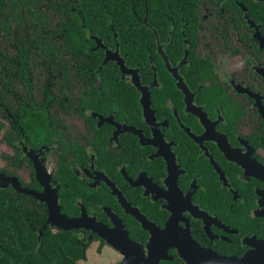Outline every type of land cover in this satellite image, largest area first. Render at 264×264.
Segmentation results:
<instances>
[{"label":"flooded vegetation","instance_id":"1","mask_svg":"<svg viewBox=\"0 0 264 264\" xmlns=\"http://www.w3.org/2000/svg\"><path fill=\"white\" fill-rule=\"evenodd\" d=\"M82 1L32 4L47 56L34 19L0 37V188L45 222L22 190L122 226L145 258L140 214L163 232L162 262L264 264V0H124L133 19L105 29ZM86 219L74 231L101 255Z\"/></svg>","mask_w":264,"mask_h":264},{"label":"trees","instance_id":"2","mask_svg":"<svg viewBox=\"0 0 264 264\" xmlns=\"http://www.w3.org/2000/svg\"><path fill=\"white\" fill-rule=\"evenodd\" d=\"M83 1L86 6L83 10L86 21L106 23L101 25L102 29L108 27V22L120 23L133 19L124 0H101L99 10L93 8L95 0ZM152 1L156 3L155 0ZM32 4L37 6L42 3L41 0H0V37L5 36L10 41L17 39L14 35L17 34V28L23 27L21 21L24 19L32 22L34 19L38 35L33 33L40 47L38 52L47 56L56 43L50 41L42 29L39 30V22L44 25L48 22L47 13L41 8L35 12ZM69 17L71 20L79 19L77 11L71 10ZM45 219L41 208L20 203L16 192L0 188V264H79L87 259L90 244L81 240L74 230H52L47 227L40 237ZM161 264L179 263L164 261Z\"/></svg>","mask_w":264,"mask_h":264},{"label":"water","instance_id":"3","mask_svg":"<svg viewBox=\"0 0 264 264\" xmlns=\"http://www.w3.org/2000/svg\"><path fill=\"white\" fill-rule=\"evenodd\" d=\"M2 187V184H1ZM14 188L20 190L18 184L14 183ZM27 194H31L37 199L41 201H46L49 207V218L46 220L44 226L40 230V237L42 236L44 230L47 227H58L61 230L71 231L76 230L79 228L85 227L84 222L85 217L80 219H69L63 213H61L60 206L57 202V198L53 200H49L47 192L42 194H36L31 191L22 190ZM135 215V214H133ZM138 219L141 221L143 227L145 229L150 230L152 233L155 232V237L151 242H154L152 249H149V257L145 258L144 254L142 253L141 248L132 242L127 235V232L124 231L123 227L118 228L117 233L111 234L105 228H103L99 223H96L94 220H89L90 225L88 228L93 230V233L99 234L108 245L113 247L115 250L119 251L122 255H126L127 258L121 262V264H161L164 259H171L169 256L159 250V247L156 246L158 240L162 237L160 236L162 231L158 234L157 227L151 223L148 219H146L141 214L138 216ZM113 236V237H112ZM153 244V243H152ZM149 247V246H148ZM130 256V259H129ZM133 256V257H132ZM189 264H193V262L187 259ZM230 264V261L219 256H215L214 264Z\"/></svg>","mask_w":264,"mask_h":264},{"label":"rangeland","instance_id":"4","mask_svg":"<svg viewBox=\"0 0 264 264\" xmlns=\"http://www.w3.org/2000/svg\"><path fill=\"white\" fill-rule=\"evenodd\" d=\"M94 247L95 245L87 250V259L79 262V264H116L119 262L120 255L116 250L106 246L102 254L97 255Z\"/></svg>","mask_w":264,"mask_h":264}]
</instances>
